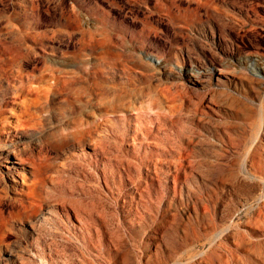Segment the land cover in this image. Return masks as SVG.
<instances>
[{"label":"rangeland","instance_id":"obj_1","mask_svg":"<svg viewBox=\"0 0 264 264\" xmlns=\"http://www.w3.org/2000/svg\"><path fill=\"white\" fill-rule=\"evenodd\" d=\"M22 83L38 199L2 162L0 264H149L160 214L192 263L205 206L222 252L254 237L225 264H264V0H0V104Z\"/></svg>","mask_w":264,"mask_h":264},{"label":"bare ground","instance_id":"obj_2","mask_svg":"<svg viewBox=\"0 0 264 264\" xmlns=\"http://www.w3.org/2000/svg\"><path fill=\"white\" fill-rule=\"evenodd\" d=\"M198 74H199V72H198ZM38 88L39 87L33 86V84L22 83L20 88L17 89V93L15 95L11 96L7 100H4L3 103L0 104V165L2 164V162L9 164L10 165V167H9L10 172H12L14 174L19 173V171L23 172V173L20 172L22 182L21 181L18 182V185L21 186L22 192L28 198H30L31 201L34 203L38 199V196L35 193V188L37 187L39 179H38V177L35 176V172L32 173V171H29V169L38 168V164L34 159H29L28 157H26L24 155L23 150H22L21 145H20L19 133H21L20 128L26 127L27 125L32 124V122H33L30 115L27 114L26 108L28 106V103H30V101L34 102V101H37V99H39L40 89H38ZM209 108H212V107L209 106ZM183 160H184V158H183ZM255 165H257V164H255ZM156 167H157V165H156ZM156 167H155V171L157 172L160 167L159 168H156ZM149 170H151V168H149ZM24 172H26V174H24ZM27 173H29L30 177L27 176ZM10 177H12V175H10ZM150 177L153 178V175H150ZM57 184H58V182H56V184L54 183V188H55V186H57ZM203 191H205V193L208 196L217 195V193H218L217 189H214V188L213 189H205V190H201V191L199 188V190L198 189L197 190L188 189L187 194L193 193L196 196L197 203H199V202L204 203V201L201 199V194H203ZM57 200L62 203L63 207L68 206L67 204L70 203V200H68L66 197L62 198V199L58 198ZM35 204H37V203H35ZM204 208H205V210H200V208H197L195 210V219L197 221L196 223L199 226V228H201L203 230L197 231V233L194 230H191V232H189V233L186 232V238L188 241H191L190 243H192L196 239H199V240L202 239V240H204V243L206 245V243L208 241L209 244H211V247H210L211 251L209 250V254L206 253V254H208L206 257L202 256L201 257L202 259L201 258H200V260L198 259L199 261H197V259H196L197 262L194 261L195 260L194 258H193L194 260H192L191 259L192 257H191L190 258L192 261V263L190 262L191 264H225V262H227V260L224 259L225 254H227L229 252V254H231V256H234L236 254L237 250L243 251L244 249H247V246L250 243V241H251L250 244H253L252 240L254 237L252 239L250 238L247 240L248 236L245 233H240V234L238 233L237 236L235 237V241H234L235 242L234 243L235 248L232 244H231L232 245L231 247H233V248L228 247L230 245V243H229V245L226 248V250L228 252L227 251H226L227 253L222 252L225 250V248H224L225 245H224L223 241H221V242L214 241L216 243L213 242V237H215V235H218V233L220 231L218 223L214 219V216H211V214L207 211V207L205 206ZM47 213H50V211H47ZM160 215L158 218V219H160V221L156 220V222H157L156 225L153 227L150 226L149 231H150L151 238H152V244L157 246L160 249L159 252H161V257H159L160 253L157 255L158 252L155 253V257L153 255L152 256L150 255L151 259H150L149 264H175L177 261L180 262V260H178V257H177L178 256L177 252H179L178 250H180V245L178 243L179 240L177 241L176 237L173 238L171 236L172 234L171 235L167 234L169 238H166L167 237L166 236L165 237L166 240L165 239L161 240V238L164 236V231H163V230H165L164 224L166 223V220H168V217L166 218L164 215H161V216ZM80 216H81V214H80ZM137 216L141 222L145 220L144 216L142 214L139 213V214H137ZM155 219H157V217ZM229 222H231V221H229ZM231 223H233V222H231ZM231 225H233V224H231ZM186 229H188V228H186ZM166 233H168V232H166ZM215 238H217V237H215ZM257 244L259 245L260 243H258V241H257ZM256 246L257 245H255V247ZM252 247L253 246H251V248ZM222 248H224V250ZM161 249H163V250H161ZM117 250H118V248H117ZM185 251H186V249H185ZM126 252L127 251H125V253ZM252 252H254V251H252ZM186 255H188V254H186ZM186 255H184V256H186ZM238 257H240V256H238ZM234 259H231V260L233 261ZM238 259H240V258H238ZM122 260H121V262H122ZM228 260H229V258H228ZM249 261H251V260H249ZM190 263H188V264H190ZM235 263H236V261H235ZM236 264H238V263H236Z\"/></svg>","mask_w":264,"mask_h":264}]
</instances>
